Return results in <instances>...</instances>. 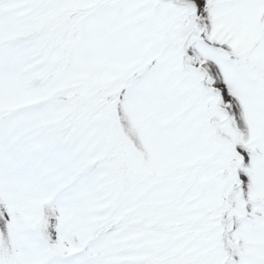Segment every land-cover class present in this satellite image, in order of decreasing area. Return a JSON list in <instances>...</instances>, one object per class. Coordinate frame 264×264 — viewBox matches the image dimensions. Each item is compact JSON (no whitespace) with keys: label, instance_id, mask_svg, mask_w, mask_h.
<instances>
[{"label":"snow or ice","instance_id":"snow-or-ice-1","mask_svg":"<svg viewBox=\"0 0 264 264\" xmlns=\"http://www.w3.org/2000/svg\"><path fill=\"white\" fill-rule=\"evenodd\" d=\"M0 264H264V0H0Z\"/></svg>","mask_w":264,"mask_h":264}]
</instances>
